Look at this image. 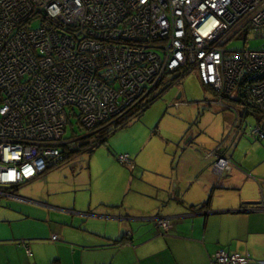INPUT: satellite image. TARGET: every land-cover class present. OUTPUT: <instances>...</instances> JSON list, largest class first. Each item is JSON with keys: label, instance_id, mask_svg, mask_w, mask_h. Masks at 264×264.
I'll return each instance as SVG.
<instances>
[{"label": "built area", "instance_id": "2783aa9c", "mask_svg": "<svg viewBox=\"0 0 264 264\" xmlns=\"http://www.w3.org/2000/svg\"><path fill=\"white\" fill-rule=\"evenodd\" d=\"M253 32L264 37V0H0V197L67 161L70 118L86 136L129 123L194 71L218 95L202 103L233 109L234 126V92L264 113V47H228ZM252 134L264 138L262 122ZM214 155L217 172L231 168ZM212 262L250 258L219 250Z\"/></svg>", "mask_w": 264, "mask_h": 264}, {"label": "crops", "instance_id": "0c3cea01", "mask_svg": "<svg viewBox=\"0 0 264 264\" xmlns=\"http://www.w3.org/2000/svg\"><path fill=\"white\" fill-rule=\"evenodd\" d=\"M201 105L199 132L186 140L194 161L185 172L159 169L164 178L138 188L135 181H145L146 173L130 170L140 161L126 149L121 155L130 163L110 158L102 184L90 194L73 188L54 191L52 199L20 194L41 175L15 189V196L0 197V264H214L219 250L264 264L263 181L237 166L229 147L230 133H240L249 114L240 109L234 126L233 109ZM212 152L231 159V168L217 172ZM242 175L249 186L241 187ZM93 177L91 171L92 183Z\"/></svg>", "mask_w": 264, "mask_h": 264}, {"label": "rangeland", "instance_id": "374dc122", "mask_svg": "<svg viewBox=\"0 0 264 264\" xmlns=\"http://www.w3.org/2000/svg\"><path fill=\"white\" fill-rule=\"evenodd\" d=\"M228 47L232 49L262 48L264 47V37L253 32L249 35L248 42L246 37L237 38L230 41ZM180 93L183 95L181 98L178 97ZM237 96V93L234 92L225 99V103L234 105L237 110H245L242 103L234 100ZM213 98H218V95L211 88L205 86L197 71H194L155 99L143 111V114L134 119L129 126L121 127L112 133L108 143L102 144L92 153L81 152L75 157L73 156V159L64 161L45 175L23 186L20 189V194L34 196L38 199H52L55 196L53 195L54 191L59 189L68 191L72 188L74 191H80L79 194L82 192L90 194L91 187L97 191V188L102 184L100 178L102 172L111 167L110 158L118 160L121 151L126 149H133V155L140 161L134 169H129L140 171V176L146 173L145 181H135L134 184L138 185V188L146 187L151 181L164 178L159 169L177 168L176 171L183 170L185 172L193 165L194 161L191 148L187 146L186 140L192 132H199L197 119L199 114L204 111L201 102L213 100ZM177 102L184 103L177 105ZM70 120L71 123H69L66 132L67 137L79 138L80 141L88 140V138L82 139L88 135V132L81 127L78 117L74 116ZM260 122L263 123L264 128V113L251 110L242 127L244 132L240 129V133L236 131L230 133L232 144L229 147L233 153L234 163L236 162L235 164H238L237 166H240L244 172L257 176L263 181L264 186V138L260 140L252 134V127ZM222 125L218 132L221 136L225 131V124ZM228 134L229 132L224 133V135ZM211 163V161H207L206 167L210 168ZM91 171L94 175L93 183L90 178ZM153 171H158L160 175L157 172L154 175ZM241 177L243 178V181H240L241 187L246 184L249 186L250 179L243 175L238 178ZM257 187L259 188V186ZM68 194L69 192H66L65 199Z\"/></svg>", "mask_w": 264, "mask_h": 264}, {"label": "trees", "instance_id": "16d2710c", "mask_svg": "<svg viewBox=\"0 0 264 264\" xmlns=\"http://www.w3.org/2000/svg\"><path fill=\"white\" fill-rule=\"evenodd\" d=\"M159 96H161V94ZM159 96H157L156 98H149L147 101L139 105V108L135 109V112H134V115L136 114V116L135 117L133 116V118H131L130 123L137 117L141 116L143 114V111H145L151 105V103H153L154 100L157 99ZM250 111L251 110H249V112ZM127 118L129 119L130 117L127 116L125 119ZM128 124L129 123H127V120H124L122 122H119L117 126L115 124L110 125V126H105L104 128L100 130V132L97 135L86 136L84 138V139L88 138V140H84V141L78 140L76 145L70 148V151L68 152L65 151L68 154L67 160H70L73 156H76L78 153H81V152L92 153L97 147H99L102 144L107 143L109 136L112 133H114L117 129H119L120 126L122 125L127 126Z\"/></svg>", "mask_w": 264, "mask_h": 264}]
</instances>
